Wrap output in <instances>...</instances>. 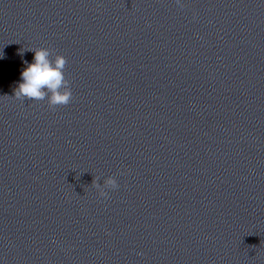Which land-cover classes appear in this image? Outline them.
I'll list each match as a JSON object with an SVG mask.
<instances>
[{
  "label": "clouds",
  "instance_id": "clouds-1",
  "mask_svg": "<svg viewBox=\"0 0 264 264\" xmlns=\"http://www.w3.org/2000/svg\"><path fill=\"white\" fill-rule=\"evenodd\" d=\"M180 4V0H176ZM183 7V5H180ZM34 60L21 73L22 82L14 89V97L37 101L47 100L50 108L67 106L73 100L70 81L65 76L67 59L61 54L45 47L31 49ZM93 179L92 184L97 188L100 197L107 198L109 190H116L119 184L115 177H107L103 185Z\"/></svg>",
  "mask_w": 264,
  "mask_h": 264
}]
</instances>
